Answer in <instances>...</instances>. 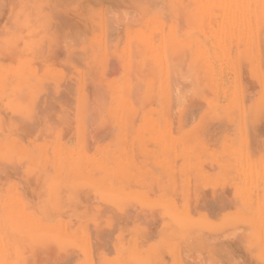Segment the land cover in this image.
<instances>
[{
	"label": "rangeland",
	"instance_id": "1",
	"mask_svg": "<svg viewBox=\"0 0 264 264\" xmlns=\"http://www.w3.org/2000/svg\"><path fill=\"white\" fill-rule=\"evenodd\" d=\"M0 264H264V0H0Z\"/></svg>",
	"mask_w": 264,
	"mask_h": 264
},
{
	"label": "bare ground",
	"instance_id": "2",
	"mask_svg": "<svg viewBox=\"0 0 264 264\" xmlns=\"http://www.w3.org/2000/svg\"><path fill=\"white\" fill-rule=\"evenodd\" d=\"M45 83H46V82H45ZM45 85H46V84H45ZM45 85H44V86H45ZM24 86H25V85H24ZM20 92H21V91H20ZM22 93H23V92H22ZM34 102H35V101H34ZM50 103H51V102H50ZM47 105H49V104H47ZM94 107H95V106H94ZM1 119H2V118H1ZM2 127H3V125H2ZM1 164H2V163H1ZM2 165H5V164H2ZM6 165H7V164H6ZM6 165H5V166H6ZM5 166H4V167H5ZM4 167H1V168H4ZM109 178H110V177H109ZM112 178H113V177H112ZM112 178H111V179H112ZM113 181H115V180L113 179ZM111 182H112V181H111ZM51 193H52V192H51ZM63 195H64V194H63ZM67 199H68V197H67ZM69 201H70V200H69ZM69 201H68V202H69ZM66 203H67V202H66ZM135 203H136V202H135ZM66 210H67V209H66ZM68 224H69V223H68ZM54 237H55V236H54ZM25 252H26V251H25Z\"/></svg>",
	"mask_w": 264,
	"mask_h": 264
}]
</instances>
